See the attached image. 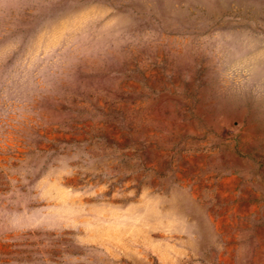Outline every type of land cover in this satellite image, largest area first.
Here are the masks:
<instances>
[{"label":"rangeland","instance_id":"1","mask_svg":"<svg viewBox=\"0 0 264 264\" xmlns=\"http://www.w3.org/2000/svg\"><path fill=\"white\" fill-rule=\"evenodd\" d=\"M0 264H264V0H0Z\"/></svg>","mask_w":264,"mask_h":264}]
</instances>
